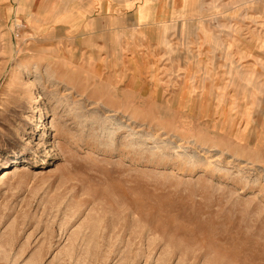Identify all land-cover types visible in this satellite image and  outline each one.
<instances>
[{
	"label": "rangeland",
	"instance_id": "374dc122",
	"mask_svg": "<svg viewBox=\"0 0 264 264\" xmlns=\"http://www.w3.org/2000/svg\"><path fill=\"white\" fill-rule=\"evenodd\" d=\"M182 1L0 0V264H264V0Z\"/></svg>",
	"mask_w": 264,
	"mask_h": 264
},
{
	"label": "crops",
	"instance_id": "0c3cea01",
	"mask_svg": "<svg viewBox=\"0 0 264 264\" xmlns=\"http://www.w3.org/2000/svg\"><path fill=\"white\" fill-rule=\"evenodd\" d=\"M147 1H152V0H145V2H147ZM162 1L163 0H160V3H157L154 6L152 4L151 5L142 4V5H140V7H145V9H147V8H153L154 10L161 12V11H163L165 9V4H162ZM181 2L183 4H185V5L190 4V2H186V1H182V0H181ZM160 4H162L161 10L159 8V5ZM172 5H173V0H172ZM162 7H163V10H162ZM186 7L189 8V6H186ZM139 8H138V14H139ZM78 9L83 10V11H89L90 12V4H88V10H84V9H81V8H78ZM173 9L175 10L174 6H172V9H170V11H168V9H165V16L170 15V18L171 19L172 18L173 19H175V18L183 19V20H181L182 23L180 24L179 31H177L180 34L179 37L182 40V45H184L186 43V41L189 43V38H190L189 37V34H191V33L198 35V37L201 38L202 40H204L205 43L211 44L212 42H215L216 41V35H214V33H216V32H213V31H210V30H207V29L202 28V24H204L203 21L200 20L201 21V25L199 27H197V23L199 21L196 22L195 26H193L192 29L190 30L189 29L190 27L188 26V23H190V22H188V21L185 20V19H187L185 17V14H184V16H181L177 11H175V13L173 14ZM186 12H189V11H186ZM165 16L159 18L156 22H158L160 20H163L165 18ZM79 18H82V16L79 17ZM138 19H139V15H138ZM139 20L143 24L148 23L147 18H143V20L142 19H139ZM187 20H189V19H187ZM57 23L64 24L65 27L63 29H64V31H67V33H74L77 29H80L81 28L80 29L81 32L87 33V34L89 33L90 34V21H88V20L86 22L85 21H82L79 24H75L72 27L69 24H67L66 22H64L63 20L57 21ZM182 24H185L184 27H183L184 28V36H181ZM75 27H77V29H75ZM88 38H89V36L86 37L85 43H86V46L90 47V45L87 43ZM182 48H187V46H183ZM87 49L90 50L89 48H87ZM191 78H192V75H187V77H186V79L184 81H190ZM204 80L207 81V77H204Z\"/></svg>",
	"mask_w": 264,
	"mask_h": 264
},
{
	"label": "clouds",
	"instance_id": "9594fccd",
	"mask_svg": "<svg viewBox=\"0 0 264 264\" xmlns=\"http://www.w3.org/2000/svg\"><path fill=\"white\" fill-rule=\"evenodd\" d=\"M192 264H195V261H192ZM204 264H211V261H205Z\"/></svg>",
	"mask_w": 264,
	"mask_h": 264
},
{
	"label": "bare ground",
	"instance_id": "6f19581e",
	"mask_svg": "<svg viewBox=\"0 0 264 264\" xmlns=\"http://www.w3.org/2000/svg\"><path fill=\"white\" fill-rule=\"evenodd\" d=\"M4 175H5V174H4ZM4 175H3V176H4ZM3 176H2V177H3Z\"/></svg>",
	"mask_w": 264,
	"mask_h": 264
}]
</instances>
